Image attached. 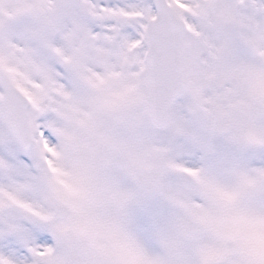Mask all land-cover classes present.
<instances>
[{
    "label": "snow or ice",
    "instance_id": "1",
    "mask_svg": "<svg viewBox=\"0 0 264 264\" xmlns=\"http://www.w3.org/2000/svg\"><path fill=\"white\" fill-rule=\"evenodd\" d=\"M0 264H264V0H0Z\"/></svg>",
    "mask_w": 264,
    "mask_h": 264
}]
</instances>
